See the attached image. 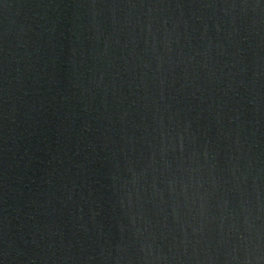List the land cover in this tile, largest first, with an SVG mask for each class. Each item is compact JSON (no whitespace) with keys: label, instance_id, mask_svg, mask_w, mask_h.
<instances>
[{"label":"water","instance_id":"1","mask_svg":"<svg viewBox=\"0 0 264 264\" xmlns=\"http://www.w3.org/2000/svg\"><path fill=\"white\" fill-rule=\"evenodd\" d=\"M0 264H264V0H0Z\"/></svg>","mask_w":264,"mask_h":264}]
</instances>
